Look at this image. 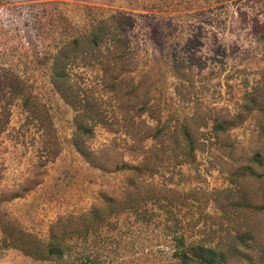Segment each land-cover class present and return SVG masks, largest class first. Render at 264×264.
<instances>
[{"label":"rangeland","instance_id":"374dc122","mask_svg":"<svg viewBox=\"0 0 264 264\" xmlns=\"http://www.w3.org/2000/svg\"><path fill=\"white\" fill-rule=\"evenodd\" d=\"M110 15L127 43L113 68L122 81L100 77L103 49L70 58L69 80L95 103L77 115L50 63ZM0 97V264H52L48 240L59 264H201L172 254L188 245L222 264H264V0H0ZM130 176L137 196L119 217L76 232V215Z\"/></svg>","mask_w":264,"mask_h":264},{"label":"trees","instance_id":"16d2710c","mask_svg":"<svg viewBox=\"0 0 264 264\" xmlns=\"http://www.w3.org/2000/svg\"><path fill=\"white\" fill-rule=\"evenodd\" d=\"M111 16V17H110ZM109 19L112 21L111 25L110 23L103 22L104 20L98 21L97 24H94L93 27L87 30V32L72 37L71 39L67 40L61 47H59L58 52L51 60L50 67H49V74H50V80L53 84L54 89L60 97H62L71 107L73 110H75L77 115H83L84 113H89L90 108L94 106V101L88 100L87 98H84L82 95H78L79 93L77 89V86L74 85V82L69 80V76L67 74V62L70 58H74V55L77 54H86L91 52H96L98 54L103 49V55L108 56V59L105 60L106 66L107 64H111L110 67H102V74L100 77H103L106 75L105 81H110L111 86L119 84L122 80L120 78V75L116 74V71H114V65L122 66L123 59L127 54V43L123 38H118L119 33L117 26L120 25V29L123 26L122 21H118L116 19H119L120 17H117L115 15H110ZM115 18V19H113ZM124 18V17H123ZM118 24V25H117ZM113 25V26H112ZM123 28V27H122ZM118 61V64H117ZM112 66V67H111ZM116 67V66H115ZM120 70V69H119ZM105 78V77H104ZM101 81H103V79ZM12 81V79H11ZM103 81V83L105 82ZM12 84H16L12 81ZM75 87V89H74ZM11 94L18 98L23 102V104L27 105L30 104L32 106L33 102L32 100L25 94V92L17 85H15V90ZM0 102H2V99L0 97ZM29 109V108H28ZM33 111L32 109L28 112ZM88 118L91 115H87ZM2 123V124H1ZM0 123V130L3 126V122ZM161 124L159 121L156 123L155 130L159 132L162 130L163 125H157ZM76 129L78 132H88L89 128L85 127V123L82 120L75 121ZM175 130H178V132L184 137L188 138L187 134V126L181 122L177 123L175 125ZM174 131V130H173ZM74 148L80 153L84 158L87 160V162L90 164L92 163V160L89 161L88 154L84 151V148L80 146V144L77 141H73ZM187 155L191 154V147L187 149L186 151ZM147 168V164L144 161H141L138 165H129L126 167V170L128 171V174H132L135 172H140L141 168ZM136 175V173H135ZM134 175V176H135ZM128 182L130 188H127L124 190L123 193H120L118 197H113L108 194H102L101 195V205H95L87 209L86 211H81L76 215L77 219L81 222V225L79 226L80 229H75L76 232H79L81 235L86 236L91 233H94L98 230L99 226L103 224L104 220L107 219L108 215L113 214L114 216L119 217L120 212H122V209H119L125 200H133L134 194L137 196V188L135 186L133 177H128ZM126 188V187H125ZM136 190H135V189ZM135 202V201H134ZM264 212V207L262 208ZM98 227V228H97ZM67 231H65L66 233ZM182 235H175L174 239L176 238V244H180L182 241ZM43 247L47 253L51 257L54 262L52 264H59L61 258L62 251L57 250L55 248V245L52 244V241L48 240L43 244ZM202 248L199 245L193 246L192 248L186 247L185 249L182 248H176L173 249L172 254L175 256L180 257L182 260L186 259H196L201 264H222L219 260L214 261L213 258L209 255L203 256L200 252ZM84 262L86 264H97L93 257L91 256H85Z\"/></svg>","mask_w":264,"mask_h":264}]
</instances>
